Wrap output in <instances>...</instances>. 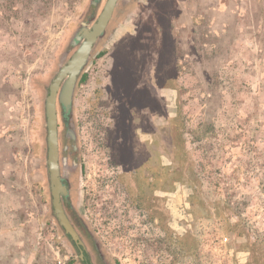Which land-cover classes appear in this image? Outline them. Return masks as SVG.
<instances>
[{
    "label": "rangeland",
    "instance_id": "1",
    "mask_svg": "<svg viewBox=\"0 0 264 264\" xmlns=\"http://www.w3.org/2000/svg\"><path fill=\"white\" fill-rule=\"evenodd\" d=\"M91 1L0 0V264L73 263L44 105ZM127 10L73 103L79 208L116 264H264V0H119L109 29ZM146 58L169 89L166 168L123 162L150 146L132 103Z\"/></svg>",
    "mask_w": 264,
    "mask_h": 264
},
{
    "label": "flooded vegetation",
    "instance_id": "2",
    "mask_svg": "<svg viewBox=\"0 0 264 264\" xmlns=\"http://www.w3.org/2000/svg\"><path fill=\"white\" fill-rule=\"evenodd\" d=\"M122 2L126 3H132L133 1L140 2L141 0H121ZM106 0H98V12L97 17L101 13L104 4ZM119 2V1H118ZM134 13V10L126 11L123 17L119 22H117L115 25H113L109 29V25L113 19L109 22L107 29L105 31V34L97 41L93 51L91 52L90 58L88 60L87 65L83 68L82 74L78 80L76 91L78 86L80 85L81 79L89 74L90 66L94 63L95 60L102 58L99 56L101 53H99L98 48L102 44V42L108 38L109 36H113L112 39L116 37V34L121 31V29L126 28L131 22L125 23V19L128 16H131V14ZM114 16V13H113ZM126 16V17H125ZM92 19L90 22V26L94 23V21L97 19ZM83 21H81L82 23ZM80 23V26H81ZM79 26V27H80ZM78 27V28H79ZM77 28V30H78ZM76 30V31H77ZM75 31V32H76ZM75 32L73 35L68 39L67 44L65 46V50L62 53L61 60L59 62V69L62 67L65 62H67L72 55L77 51L78 46L73 41ZM110 34V35H109ZM113 34V35H111ZM118 35V34H117ZM65 56V62H62V58ZM151 58H146L144 61L143 69L139 72L141 74L140 77V83L139 87L136 88L135 92V98L132 99V103L135 105H139L142 107V113L141 110L140 113H138L139 121L142 122L143 128L141 130L139 129L138 136H144L146 137L145 140L148 142L147 144L151 146L154 145V149L151 152V147L148 146V151L144 150L141 153H138L136 151L132 152L131 154H128L125 156L124 154V165L126 168H129V160L133 158L134 162V169H136V166L140 168L143 164L145 165V162L148 163L149 167L151 164V158L154 155L157 158V155L159 154V157L162 162H160L165 168L168 156V134H167V113L164 110L167 106L166 100L164 98V90L165 88H162L158 86V83L155 81H152V74H151ZM58 69V71H59ZM75 91V95H76ZM75 100V97H74ZM149 101H152L151 105L154 104L155 111L150 107V113H147L145 111L146 104H150ZM156 106H158L156 108ZM167 108V107H166ZM154 111V113H152ZM164 112V113H163ZM71 118L73 117V111L69 116H63V120L66 123L67 131L64 137V140L62 141L61 137V127L59 124V156H60V168L62 174L64 173V159L67 160V163L69 167H72L74 163L77 164V168L73 171L70 169L68 170V176L63 178L64 184L68 188V195L63 201V206L66 211L67 216L69 217L71 224L75 231L77 232L81 242H76L73 237L66 233L64 229V236L67 241V245L69 247L70 251V260L73 262L72 264H116L113 259L110 257V254L108 252V249L104 242L95 234V232L92 230L91 226L89 225V220L87 217L82 213V209L79 208V204H77V199H75V184H76V175L82 173L83 167L80 159L77 157L78 148L75 144H73L75 141L69 139L67 137L70 129V123ZM160 120L161 123L157 125L158 121ZM74 121V119H73ZM76 128V127H75ZM77 133V131H76ZM128 140V139H127ZM133 141H135V137H133ZM75 145V146H74ZM154 153V154H153ZM144 158H148L147 161H145ZM117 159L115 158L114 162ZM162 169V167H160ZM164 168V169H165ZM151 171L152 169L149 168ZM155 170V169H154ZM166 172V169H165ZM150 185V184H149ZM155 197V196H154ZM155 221V220H154Z\"/></svg>",
    "mask_w": 264,
    "mask_h": 264
},
{
    "label": "water",
    "instance_id": "3",
    "mask_svg": "<svg viewBox=\"0 0 264 264\" xmlns=\"http://www.w3.org/2000/svg\"><path fill=\"white\" fill-rule=\"evenodd\" d=\"M119 0H106L104 7L97 17L99 9L98 0H92L85 20L75 32L73 41L78 46L77 51L59 69L46 89L45 116L47 129V168L50 179L52 193L53 211L59 219L66 233L70 234L76 242H81L77 232L73 228L69 217L63 206V201L68 195V188L63 182V178L68 176V170L77 168L74 163L69 167L64 159V173L60 168L59 156V113L58 107L62 106L64 116H69L73 111V103L78 80L83 68L87 65L91 52L97 41L105 34L107 26L113 17L114 10ZM97 19L90 26L92 19ZM70 129L67 137L73 141L77 140V133L73 118L70 119Z\"/></svg>",
    "mask_w": 264,
    "mask_h": 264
},
{
    "label": "trees",
    "instance_id": "4",
    "mask_svg": "<svg viewBox=\"0 0 264 264\" xmlns=\"http://www.w3.org/2000/svg\"><path fill=\"white\" fill-rule=\"evenodd\" d=\"M84 81H86V76H84V77L81 79L80 84H81L82 82H84ZM59 107L61 108L62 115L64 116V112H63V108H62V106L59 105Z\"/></svg>",
    "mask_w": 264,
    "mask_h": 264
},
{
    "label": "crops",
    "instance_id": "5",
    "mask_svg": "<svg viewBox=\"0 0 264 264\" xmlns=\"http://www.w3.org/2000/svg\"><path fill=\"white\" fill-rule=\"evenodd\" d=\"M122 30V29H121ZM120 32V31H119ZM169 89L168 88H165V90L163 91V92H165L166 93V91H168Z\"/></svg>",
    "mask_w": 264,
    "mask_h": 264
},
{
    "label": "built area",
    "instance_id": "6",
    "mask_svg": "<svg viewBox=\"0 0 264 264\" xmlns=\"http://www.w3.org/2000/svg\"><path fill=\"white\" fill-rule=\"evenodd\" d=\"M228 241V239H225V242H227Z\"/></svg>",
    "mask_w": 264,
    "mask_h": 264
}]
</instances>
